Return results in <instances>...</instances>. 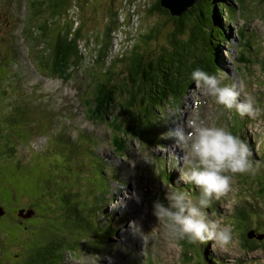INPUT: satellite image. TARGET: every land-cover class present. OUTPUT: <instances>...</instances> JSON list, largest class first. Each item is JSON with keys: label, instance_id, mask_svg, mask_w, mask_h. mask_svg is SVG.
<instances>
[{"label": "rangeland", "instance_id": "rangeland-1", "mask_svg": "<svg viewBox=\"0 0 264 264\" xmlns=\"http://www.w3.org/2000/svg\"><path fill=\"white\" fill-rule=\"evenodd\" d=\"M89 1L96 3L98 0ZM101 1L110 7L108 10L105 8L104 12L98 11V13L104 15L105 18V15H110L111 9L116 14L118 8V12L120 11L119 23L110 24L109 18H106L104 22L103 17L98 13L93 15L95 17L93 19L92 15L85 16L83 11H75L77 12L75 14H79L82 20L81 26L79 25L82 36L88 41H80L82 44L80 58L75 59V62L69 60L68 63L58 64L60 67L52 70L54 57L52 50L56 35L60 33L59 30L63 31L69 28L65 22L60 23V18L63 19L65 14L55 13V18L58 17L59 21L54 23L58 25L53 26L54 23L51 22L54 20H49L51 26L45 36V33L42 34L43 19L46 18L45 22L51 19L50 11L44 9L40 14H36L30 6L32 0H0V73H2L1 70H4L7 75L6 80L9 81L11 77L9 72L13 71L16 79L19 80L21 91L29 99L27 102L30 106L27 114L19 117L18 120H21L23 124L29 120L32 126H27L28 130L23 128L25 130L22 136H25L26 143L22 141L23 137L22 139L17 138L10 132L9 134L13 138L12 142L18 146L17 153L10 160L7 158L9 153L5 152V155H2L6 159L0 179L5 184L8 183V186H12L11 190L4 189L6 190L5 195L11 199V202L7 204L8 209L15 212L16 209L24 207L31 208L32 211L28 212V218L26 222L25 220L22 222L23 225L13 223L3 228L0 234L2 236L0 250L4 252L2 256L18 260L16 264H28L26 262L27 254L34 256L37 251L47 254L46 263L51 264H189L190 262H193L192 264H207L201 253L204 244L174 240L168 234L164 224L158 223L152 212L148 211L144 200L145 195H147L150 205H153L157 198H164L166 185L180 187L185 184L182 181L178 184L179 179L175 181L177 171L172 167H167L168 154L167 157L159 156L158 163L163 166V175L173 178L174 185L172 186L169 182L165 184L158 178L146 179L150 173L153 176L157 174V170L149 166L150 160L147 163L150 151L154 152L156 157L166 154L158 146L150 148L146 142L153 138V132H157L159 136L176 129L174 126L182 125L191 110L195 113L194 115H197L198 120L218 126L219 119L215 102L211 97L201 95L193 82L177 97L170 96L162 103L160 102L159 105L162 106L159 108L155 105L147 106L146 111L142 107H139L138 110L130 107L121 108L119 105L125 97L124 94L122 98H120L121 96L116 98L111 112L95 105L89 98V94L97 93L102 88L104 82L102 80L108 77V73L105 72L108 67H104L105 65H111L115 58L124 53L122 51H129L128 54H130L134 46L138 47L139 45L140 49L147 48V42L150 48H155L168 43V30L162 24V17L154 16L147 9L145 10L149 0H115L114 7H112L113 0ZM152 1L150 0V3ZM230 1L235 8L233 16H229L225 12L226 17H221L225 28L224 41L222 42L215 36V39L212 38L213 41L218 42L221 50L216 59L217 64L227 71L232 68L233 57L242 58V55L238 54L234 48L236 30L243 31L240 35L242 41L240 49L246 50L252 46L251 35L256 31L262 32L264 28V0H241L238 4H236L237 0ZM76 15H73V18L79 23L80 20ZM76 22L75 20L73 22L72 19L71 32L79 27L76 26ZM108 25L112 27V31L109 36H105L103 31ZM155 26L157 27L154 28ZM152 28L158 31V35H152L146 39L145 35L151 32ZM245 40H249V44H244ZM118 41L121 43L116 44ZM83 43L87 44L86 47ZM105 43L107 46H104ZM101 47H104V59H99L96 56L101 51ZM114 49L119 52L115 54V58L110 59L109 54ZM201 52L204 51L201 49ZM112 65L110 69L113 72V80H117L123 76L125 66L122 61L118 60ZM249 65H251L255 77L247 78L246 82L242 81L244 84H250L246 91L251 92L250 94L243 92V97L252 99L255 97L259 100L261 98L264 104V49L260 51L256 64L249 63ZM33 66H36L41 73L34 71ZM224 72L225 70L217 72V75ZM236 84L238 85V81ZM80 87L81 90L76 93L75 91ZM260 90L263 96L257 93ZM84 96L88 98V103L93 106L95 113L100 115L111 126L110 128L107 127L105 130L104 124L95 120L91 122L84 116L82 109L76 108L84 101ZM35 103H38V106H35ZM52 105L55 108L52 113V121H47L49 117L47 118L45 113L51 114L49 107ZM76 112L78 113L77 118ZM2 115L3 112H1L0 118ZM5 116L6 113L2 117L4 120ZM67 117L70 118L66 119ZM72 118L84 133L94 137L82 140L81 130L77 126L65 125L73 124ZM139 120L140 122H138ZM238 122L243 126L246 123L244 127L246 138L250 135V139H252L253 132L261 136L264 130V117ZM129 124H132L131 127H133L131 132L127 130ZM223 124L226 125L227 122L224 121ZM137 125L140 126L137 128ZM47 128L48 130H46ZM142 129L146 130L144 134L136 133ZM20 132L21 130L16 133ZM112 133L119 138H125L124 150H127L126 153L114 152L111 141ZM247 139L249 140V138ZM62 141L70 150L59 149L58 146ZM0 142H3L4 145L5 142L8 143V140L4 138ZM30 143L31 146L28 145ZM169 143L167 141L165 148L176 145V140L170 139ZM90 151H94V153L92 154ZM63 157L68 159L73 157L72 164L79 167L81 164V182L78 187H74L79 189L77 197L71 194V191L75 190L71 189L74 182L69 181L78 175L77 170L70 166L68 161L63 160ZM56 159L58 160L56 161ZM258 161L261 163L262 169L260 168L255 176L243 175L239 189L235 187L236 180L233 177L232 189L223 198L222 203L218 202V207H216L213 202L211 210L216 212L217 209L216 219L220 220L222 226L231 227L234 242L226 248H214L211 242L205 244L208 257L224 260L225 264H264V237L262 239L250 238L256 246L254 249L248 250L246 243L250 240L246 242L242 237V234L245 233L243 231L246 230L245 224H241L243 217L236 216L240 214L239 203L242 202L244 205L245 201H249L250 204H254L250 206L256 210L247 206L243 213L251 219L250 223L264 228V147L258 153ZM145 163H147V171H151L146 174L142 170ZM114 171L118 173L117 179L111 174ZM39 174L40 182L36 184ZM83 180L84 184H82ZM31 183H35V185L32 186ZM146 188H149L155 195L154 200L151 194H146L149 191ZM91 189L93 191H90ZM191 191L194 192L193 188ZM133 192H136L140 198L139 203L133 198L136 201V209L153 217V221L140 222L139 218L136 223L145 237L151 236L150 240L146 238V245L144 242L139 245L141 243L139 236L128 237L127 228L131 222H134L133 218L123 221L126 214L124 215L122 212H125V209L130 205L128 202L124 207L123 199H129ZM92 194L97 197L93 199ZM83 195L89 196L84 197ZM192 197L195 198V196ZM85 199L87 201L83 204ZM75 206L77 207L76 211L73 210ZM32 208H35L38 213H35ZM129 211H131L130 208ZM132 212L136 216L135 212ZM232 215L234 217L230 222ZM220 217L222 220L225 218L224 221ZM256 218L259 219V222L256 221ZM228 222L230 223L228 224ZM100 223L106 228L103 227L105 231L110 233L109 237L107 232L99 228ZM259 226L257 229H260ZM87 227L89 230H86ZM93 230V235L88 233H92ZM261 232L264 233V229H261ZM127 238L139 247L124 248V244L129 242V240L126 241ZM106 239L108 243H105ZM83 241L85 242L83 243ZM150 247L152 252L158 251L157 256L150 255L148 261L144 262L145 249H150ZM14 252L18 253V257H14ZM134 252L136 254L132 255ZM186 253L192 254L191 261ZM33 264L38 263L34 262Z\"/></svg>", "mask_w": 264, "mask_h": 264}, {"label": "trees", "instance_id": "trees-1", "mask_svg": "<svg viewBox=\"0 0 264 264\" xmlns=\"http://www.w3.org/2000/svg\"><path fill=\"white\" fill-rule=\"evenodd\" d=\"M113 1L112 7L115 5V0ZM239 1L241 0H237L236 4H238ZM102 3L101 0H98L96 3H91L89 0H32L30 6L36 14H40L44 9H47L51 13V19H48L47 22H45L46 18L43 19L42 34L44 35L45 33V36L49 32V27L51 26L49 24L50 21L54 20L51 23H58L59 21L58 17L55 18V13L58 15L65 14L63 19L60 18V23L65 22L69 28L63 31L59 30L60 33H57L56 35V42L53 47L54 70L60 67L58 64L68 63L69 60H77V58H80L82 55L80 41L84 37L79 29L82 20L79 17V14H75L77 13L75 11L80 10L85 13V16H93L94 14H97L98 11L104 12L105 8L108 10V7H110L106 6L104 3L102 5ZM146 9L150 14L162 17V24L168 30V43L159 47L150 48L149 43L146 42L147 48L140 49L138 45V47L134 46L130 54L127 52L126 54H121L117 58L113 56L109 57L110 59L115 58L114 62L116 60L122 61L125 66L123 76L119 77L117 80H113V72L110 67L113 66L112 64H114V62L111 63V65H105L104 67H108L105 70V72L108 73V77L105 80H102L104 81L102 88L98 92L96 90L97 93L93 94L96 96L95 100L96 104H99L98 107L100 106L103 107L104 110H110L109 112L112 111L113 108L111 107H113L116 98L120 96V98H122L123 94L125 97L119 105L121 108L130 107L133 109L137 106L136 110L139 109V107H142L145 110L147 106L159 105L160 102L170 98V96L177 97L182 91L189 88L193 83L191 73L194 69L200 68L209 74H213L215 69L213 62L214 59H216L217 54L220 53V46L218 45V42L213 41L212 38L215 36V38L217 37V39L221 41L224 40L225 28L223 27L221 17H226V14L233 16V11H235L230 0H196L193 6L189 7L180 15L171 14V12L162 5L161 0H153L151 3L149 0V4L145 10ZM92 12L93 14H91ZM99 14L101 13H98V15ZM118 14L119 12L117 8L116 14L115 11L111 9L110 15H105V18L102 14L100 16L103 17L104 22L106 21V18H109V23H115L116 25L119 23ZM73 15H76L79 18V23L76 22ZM92 18L95 19L94 16ZM72 19L73 22L75 20V22L80 25L75 31H73L74 33L71 32V28L73 27ZM57 23H54L53 26ZM156 27L157 26L154 28ZM154 28L151 29V32L145 35L146 39L150 38L152 35H158V31ZM111 31L112 27L108 25L103 33H105V36H109ZM104 46H107V44ZM201 46L203 47L201 48ZM201 49L204 52H201ZM103 53L104 47H101V51L97 54L99 59H104L105 53ZM6 76V74L1 75L0 73V114L1 112H3V115L6 113L5 120L2 119L3 115L0 118V140L4 138L8 140V143L5 142L4 145L2 144L4 141L2 143L0 142L2 169L6 159L3 158L2 155L4 156L5 152L9 153L7 158L10 160L12 159V156L14 157L17 153V144L15 145L12 142L13 138H11L9 133L11 132V135L15 134L17 138L22 139L23 137L22 141L24 142L25 136H22V133L25 130L23 129L25 124H23L21 120H18V118L26 115L28 107L30 106L27 102L29 99L22 93L19 86V80L16 79V76L14 75L13 77H10L9 81L6 80ZM131 125L132 124L127 126V130L130 132L133 131ZM138 127L139 126L137 125V128ZM20 130L21 132L17 134L16 132ZM145 132L146 130L142 129L138 130L136 133L144 134ZM251 158H255L254 153ZM13 172L14 169L11 173L13 174ZM4 184L5 182L0 180V204L5 211V213L0 216V234L5 226H9L13 223L23 225L22 222L27 220V218H25L26 216H22L19 213L21 207L16 209L15 212H11L8 209L7 204L11 202V199L9 196L5 195V192L6 190H11L12 186H8V183ZM31 184L32 186L35 185V183ZM83 201L84 204L87 199ZM213 202L215 201L213 200ZM249 207L256 210L253 206ZM33 210L35 213H38L35 208H33ZM73 210L76 211L77 207L75 206ZM245 210L246 209L240 211V216L243 217L241 219V224H245L246 227V230L243 231L245 233L242 234V237L248 242L250 240L248 235L249 231L253 230L255 233L261 234V229H263V227L250 223L249 220L251 219L243 213ZM257 218L256 221L259 222V219ZM250 224L252 225L249 226ZM258 226L260 229H257ZM1 237L2 236H0V238ZM255 238L258 237L255 236ZM1 241L2 240L0 239V242ZM246 246L248 250H252L256 245L250 240L246 243ZM46 251L48 252V250ZM26 252L28 253L27 250ZM201 253L207 264H225L224 260L218 261L215 258L208 257L205 244L202 246ZM2 254H4V252L1 251V264L17 263L18 260H12V258L2 256ZM186 254H188L189 260H191L193 257L192 254ZM14 257H18L17 252L14 254ZM47 259L48 255L43 251H37L34 256L28 254L26 256V262L28 264H33L34 262L38 264H51L46 263Z\"/></svg>", "mask_w": 264, "mask_h": 264}, {"label": "clouds", "instance_id": "clouds-1", "mask_svg": "<svg viewBox=\"0 0 264 264\" xmlns=\"http://www.w3.org/2000/svg\"><path fill=\"white\" fill-rule=\"evenodd\" d=\"M191 79L201 95L213 98L224 109L235 110L241 117L255 118L258 114L253 100L241 99L242 92L237 85L222 84L220 75L197 68L191 73ZM163 138H175V147L182 152V155L174 150L169 153L170 166L180 172L177 183L194 185L199 194L192 198L187 192L166 185L164 198L153 202L152 214L174 240L211 242L214 248L232 245L231 227L222 226L219 219L213 218L215 213L209 215L206 210L211 208L213 200L219 201L231 191L234 176H255L260 170V163L251 158L253 153L248 143L223 126H212L193 116H188L182 125L165 133ZM160 150L169 152L164 146H160ZM129 198L140 202L136 192ZM130 227L133 234L140 235L141 229L135 222H131ZM140 236L146 245V237Z\"/></svg>", "mask_w": 264, "mask_h": 264}, {"label": "water", "instance_id": "water-1", "mask_svg": "<svg viewBox=\"0 0 264 264\" xmlns=\"http://www.w3.org/2000/svg\"><path fill=\"white\" fill-rule=\"evenodd\" d=\"M195 2L196 0H161L162 5L166 7L173 15L182 14L189 7L193 6ZM23 211L24 210H21L20 214H22ZM27 212H32V211L28 210ZM4 213H5L4 208L0 207V215ZM28 215L29 213L24 214V216H28ZM258 237L262 238L263 236L259 235Z\"/></svg>", "mask_w": 264, "mask_h": 264}, {"label": "bare ground", "instance_id": "bare-ground-1", "mask_svg": "<svg viewBox=\"0 0 264 264\" xmlns=\"http://www.w3.org/2000/svg\"><path fill=\"white\" fill-rule=\"evenodd\" d=\"M136 14V13H135ZM224 79H226V78H224ZM89 93V92H88ZM95 94V93H94ZM246 122H247V119H246ZM173 170V169H172ZM214 201H216V200H214ZM117 205V204H116ZM117 207H119L118 205H117ZM131 209V208H130ZM130 213V219H131V217L133 218V220H134V222L135 223H138V219H137V217L136 216H134V214H133V212L132 211H130L129 212ZM144 220H146V221H152V220H150L149 219V217L147 216V215H144V216H142V222L144 221ZM26 221V220H25Z\"/></svg>", "mask_w": 264, "mask_h": 264}, {"label": "flooded vegetation", "instance_id": "flooded-vegetation-1", "mask_svg": "<svg viewBox=\"0 0 264 264\" xmlns=\"http://www.w3.org/2000/svg\"><path fill=\"white\" fill-rule=\"evenodd\" d=\"M117 6V5H116ZM114 7V6H113ZM3 171V169H2V162H1V159H0V173ZM1 180V179H0ZM0 206H1V204H0ZM25 218H27V217H25Z\"/></svg>", "mask_w": 264, "mask_h": 264}]
</instances>
